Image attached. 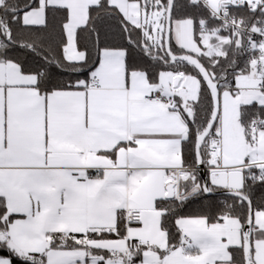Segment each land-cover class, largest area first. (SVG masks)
Segmentation results:
<instances>
[{
  "label": "snow or ice",
  "instance_id": "6c2138e0",
  "mask_svg": "<svg viewBox=\"0 0 264 264\" xmlns=\"http://www.w3.org/2000/svg\"><path fill=\"white\" fill-rule=\"evenodd\" d=\"M0 264H264V0H0Z\"/></svg>",
  "mask_w": 264,
  "mask_h": 264
}]
</instances>
